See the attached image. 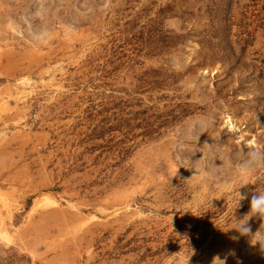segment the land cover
<instances>
[{
  "label": "rangeland",
  "instance_id": "374dc122",
  "mask_svg": "<svg viewBox=\"0 0 264 264\" xmlns=\"http://www.w3.org/2000/svg\"><path fill=\"white\" fill-rule=\"evenodd\" d=\"M252 150L264 0H0V264H264Z\"/></svg>",
  "mask_w": 264,
  "mask_h": 264
},
{
  "label": "clouds",
  "instance_id": "9594fccd",
  "mask_svg": "<svg viewBox=\"0 0 264 264\" xmlns=\"http://www.w3.org/2000/svg\"><path fill=\"white\" fill-rule=\"evenodd\" d=\"M238 173L243 177L247 178L255 173L258 168L264 167V151L252 150L246 154L244 158L237 164ZM244 186V185H243ZM235 209L238 208L239 202L245 199V195L240 194L238 191L235 192ZM258 217L262 222H264V191H253L248 200V211L239 219L236 218V227L233 228L240 236L249 235V227L247 226V221L250 218ZM260 235V229L251 235V238ZM259 244L262 241L256 240ZM231 254V253H230ZM227 257H225L226 259ZM219 264H225V259L214 258Z\"/></svg>",
  "mask_w": 264,
  "mask_h": 264
}]
</instances>
